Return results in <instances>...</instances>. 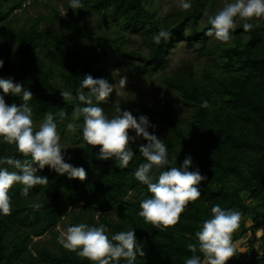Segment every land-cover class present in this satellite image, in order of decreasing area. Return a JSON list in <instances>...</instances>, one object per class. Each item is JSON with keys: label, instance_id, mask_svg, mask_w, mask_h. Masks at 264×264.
Wrapping results in <instances>:
<instances>
[{"label": "trees", "instance_id": "16d2710c", "mask_svg": "<svg viewBox=\"0 0 264 264\" xmlns=\"http://www.w3.org/2000/svg\"><path fill=\"white\" fill-rule=\"evenodd\" d=\"M24 1L0 0V60L4 62L0 78H10L32 92L29 104L33 118H44L45 113L50 112L59 126L72 118L73 109L80 103L64 101L60 91L66 90L75 96L82 79L89 74L114 85V77L104 64L109 51L138 60L134 72L139 75L161 67L178 38L204 42L209 39L205 32L211 26L207 23L201 27L198 20L206 6L213 4V0H191V9L179 12L177 17L171 13L159 17L151 0H81L84 7L76 10L67 0L69 18L58 12L39 14L17 27L19 17L15 11L23 7ZM94 14L109 16L119 27L114 28L112 34H96L91 24ZM81 15H87L90 22L82 25L77 19ZM50 19L67 30L41 26ZM253 25L251 31L245 32L241 21L232 33V43L214 44L205 52L200 49L207 56L202 77L195 72L192 63H185L167 74L166 83L177 89L180 102L188 110L186 124L179 123L165 108L160 110L157 106L138 112L135 101H130L121 108L137 119L141 115L148 117L155 126L148 131L163 140L169 159L176 156L178 167L190 156L189 170L198 168L207 177L198 186L200 199L187 206L175 226L157 229L138 215L141 200L151 196L147 186L134 176L138 166L146 162L139 153V146L146 144V140L142 138L141 144L130 145L135 155L124 169L117 166L115 159H99V147L93 148L85 142L76 158L65 161L85 169L84 181L70 179L67 173L61 175L45 167L38 170L37 175L48 178L47 186L37 185L27 197L21 196V185L12 189L11 214H0V264H91L61 244L57 251L30 245L33 236L51 231L67 216L73 219L65 221V229L79 223L103 224L109 237L134 229L137 242L145 252L144 257H137L135 264H185V260L194 255L187 245L198 244L195 233L203 221L211 217V207L216 204L242 213L233 243L247 230L259 229L264 223V30L258 23ZM160 29L168 31L170 38L157 45L152 36ZM127 32L141 34L147 52L129 48ZM68 33L84 38L90 50L73 45ZM42 46L56 70L42 66L39 58ZM96 48L101 50L95 53ZM220 67L226 72L222 73ZM56 75L60 76L62 87ZM0 95H4L2 89ZM4 99L18 105L23 103L22 97L12 94L4 95ZM204 101L209 107L201 106ZM99 106L109 118L114 117L111 94L108 102ZM60 110L67 114L64 119L59 117ZM161 118L168 122L172 135L160 132L157 121ZM76 121L82 137L83 118ZM4 156L22 158L14 145L0 138V157ZM81 201L83 206L79 205V212L71 213L69 208ZM35 203L41 204L38 210L33 207ZM246 218H250L247 226ZM53 233L60 235L58 230ZM248 242V257L236 255L227 264H264V233L259 246L254 239L249 238ZM195 255L204 259L199 250Z\"/></svg>", "mask_w": 264, "mask_h": 264}, {"label": "clouds", "instance_id": "9594fccd", "mask_svg": "<svg viewBox=\"0 0 264 264\" xmlns=\"http://www.w3.org/2000/svg\"><path fill=\"white\" fill-rule=\"evenodd\" d=\"M70 7L76 10L82 9L84 5L81 0H70ZM191 7L190 0H179L181 10L187 11ZM261 18H264V0H224L223 6L208 16L207 22L211 27L205 35L228 43L238 27V21L243 22V30L248 32L254 27L249 21ZM169 38L170 33L164 29L152 36L157 45ZM3 63L0 60V68ZM126 84L127 77H120V87L125 88ZM0 89L4 95L20 96L23 100L19 106L15 103L9 105L4 95H0V138L4 143L14 145L22 157H0V214L7 216L12 211L10 192L16 185L22 186L20 194L24 197L37 185H48V178L37 175L38 170L48 167L58 174L67 173L70 179L80 181L87 178V173L83 167H74L65 162L66 148L61 143V135L52 113H45L42 121L36 125L29 104L33 99L31 91L25 90L10 78H0ZM114 90L115 85L107 79L93 78L89 74L82 79L75 96L66 90L60 91V94L64 101L80 102L73 109L72 119L83 118V141L93 148L99 147V159H115L120 169L127 168L135 155L130 145L137 138L147 141L139 146V153L146 162L138 166L134 176L139 183L147 186L151 196L141 200L138 215L157 229L175 226L187 206L200 199L198 186L207 177L198 168L195 171L189 170L192 165L190 156L179 167L176 165V156L169 159L163 140L148 131L155 126L147 116L141 115L137 119L130 111L117 108L118 115L109 118L99 105L107 103ZM201 106L207 108L209 104L204 101ZM66 115L63 110L59 111L61 119ZM67 127L73 131L76 129L72 123ZM130 130L135 131V137L129 135ZM33 207L38 210L41 204L35 203ZM241 218L242 213L239 211L224 209L219 204L213 205L211 217L204 220L195 233L198 244L187 245L194 255L187 258L185 264H227L237 255L233 234L239 229ZM107 233L108 229L103 224L89 226L79 223L67 227L57 240L66 250L75 252L91 264H121V261L124 264H135L138 256H145L134 229L117 232L111 237ZM197 250L202 253L203 260L195 255Z\"/></svg>", "mask_w": 264, "mask_h": 264}, {"label": "rangeland", "instance_id": "374dc122", "mask_svg": "<svg viewBox=\"0 0 264 264\" xmlns=\"http://www.w3.org/2000/svg\"><path fill=\"white\" fill-rule=\"evenodd\" d=\"M66 2L67 0H25L23 7L15 11L17 13L16 16L19 17L15 24L18 27L25 24L26 20L30 17H36L39 14L53 15L55 12H58L65 18H69ZM151 3V6L156 10V15L159 17H164L169 13L175 14V17H177L178 13L183 11L179 8V0H151ZM223 3L224 0H213V4L207 5L205 12L198 20V25L201 27L206 25L208 23V16L213 15L223 6ZM74 13L76 12L74 11ZM100 16L102 19H100ZM100 16L98 14H94L91 17V24L96 34H112L113 29L119 27V25L112 21L109 16L104 17L102 14H100ZM77 19H79L82 25L90 22L87 15H81ZM240 22L241 21H238V25ZM251 22L258 23L264 30V18L258 20L254 19ZM41 26L45 28L52 26V28H56L61 31L67 30L66 27L62 26L59 22L53 19L43 22ZM127 34L129 39L127 46L129 48L140 49L147 52L148 48L141 34L138 32H127ZM68 35L71 37L73 45L77 47L84 46L86 50H90V44L86 42L84 38L73 33H68ZM230 43H232V38L228 43L219 42L214 37H209L206 42L203 40L190 39L189 37L178 38V40L172 45L164 64L161 67L152 69L143 75H139L134 72L135 67L139 64L138 60L125 57L114 51H109L108 60L104 62V64L112 73L115 82V90L111 93V102L113 104L114 111L113 116L118 114L116 111L117 108H122L123 104L125 105L130 101H135L134 107L138 109V112L147 111V107L157 106L160 110L165 108L171 115H174L178 119L179 123L186 124L189 114L188 110L180 102L179 92L177 89L169 83H166L167 74L173 72L177 67L185 63H192L195 72L199 75V77H202L203 63L207 60V56L204 55L200 49L202 48L201 50H204L205 52L211 45H228ZM94 50L95 53H98L101 49L96 48ZM39 58L43 67L56 70L55 64L47 54L44 46L39 49ZM99 61L102 62V59H99ZM221 62H218V64H221ZM220 68L222 73L226 72L225 68ZM124 76L127 77V84L125 88L120 87L119 85L120 77ZM55 79L62 87L63 82L60 76L56 75ZM6 103L9 105L13 104L8 101H6ZM42 119L43 118H33L37 126ZM69 123L76 125L75 131L68 129L67 125ZM157 126L160 132L165 131L169 135H172L166 120L162 118L158 119ZM57 128L61 135V143L66 148L65 161L76 158L79 154L80 148L85 143L83 138L78 133L79 124L76 120L71 118L64 126H59L57 124ZM135 135V131L131 130L130 136L135 137ZM142 142V138H137L132 145L136 146ZM79 205L83 206V201L71 206V213L73 211L79 212ZM96 216H98V214ZM112 217H114V214ZM70 219H73V217L67 216L51 231H47L42 236H33L30 245L33 246L38 244L40 246H47L52 251H57L59 247L57 240L58 236L53 233V230H58L60 233L66 230L64 227L65 221L67 222ZM248 219L250 218L245 219V226L249 224L248 221L250 220ZM263 233L264 223H261V227L254 232L251 230L244 232L241 237L234 242L237 256L244 259L247 258L249 252V238L254 239L255 245L259 246L261 244V237ZM42 264L48 263L42 262Z\"/></svg>", "mask_w": 264, "mask_h": 264}]
</instances>
